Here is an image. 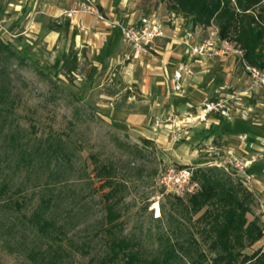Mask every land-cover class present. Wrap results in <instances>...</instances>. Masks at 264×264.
<instances>
[{
    "label": "trees",
    "instance_id": "1",
    "mask_svg": "<svg viewBox=\"0 0 264 264\" xmlns=\"http://www.w3.org/2000/svg\"><path fill=\"white\" fill-rule=\"evenodd\" d=\"M140 4L144 17H151L157 4H162L164 16L181 20L183 27L204 32L215 28L220 40L242 52V61L236 62L239 70L244 72V64L264 71V0H140ZM61 57L53 67L73 76L78 70L77 54L70 51ZM10 62L13 68L15 62L23 61L0 40V173L11 172V181L0 182V251L27 264H79L83 259H88L86 264H264V246L247 253L264 238L259 222L248 220L252 193L238 177L214 167L193 172L199 190L188 196L184 206L192 216L202 212L198 221L205 226L206 253L191 238L178 242L166 237L154 253L145 256L135 249L136 242L118 238L115 230L121 215L116 208L124 188L118 165L92 158L96 163L93 179L77 174L69 140L33 144L13 127L19 98L7 71ZM10 116L11 132L7 133ZM93 180L100 182L97 190L92 188ZM104 190L97 211L100 218L92 225L90 202L97 191ZM173 198L182 203V198ZM97 239L104 244L99 255L93 253Z\"/></svg>",
    "mask_w": 264,
    "mask_h": 264
},
{
    "label": "crops",
    "instance_id": "2",
    "mask_svg": "<svg viewBox=\"0 0 264 264\" xmlns=\"http://www.w3.org/2000/svg\"><path fill=\"white\" fill-rule=\"evenodd\" d=\"M23 1L14 5L15 22L25 17L26 32L41 38L46 50L56 48L61 55L69 51L77 54L78 68L85 63L88 71L83 79L84 95L95 97L93 106L105 121L138 133L160 144L163 150L175 151V159L194 160L197 146L208 149L215 138H236L240 142L237 149L246 156L243 161L252 177V196L264 204V90L251 86L246 95L228 87L231 72L234 67L238 69L232 57L196 59L186 54L180 45L185 33L190 31L191 44H198L206 31L191 30L183 27L181 20L167 19L166 29L163 26L166 38L155 40L135 55L121 33V28L144 17L134 0H91L97 15L75 13L70 17L67 13L77 11L78 3ZM60 39L64 40L62 49ZM180 65L186 66L190 74L182 75L180 91L176 92L174 74ZM223 73L225 80L220 81ZM225 89L229 90V100L245 96L248 105L240 106L241 117L223 107L227 116L214 113L212 119L201 107L209 94L215 98L212 103L219 102ZM248 218L254 219L252 215ZM263 246L264 238L249 250Z\"/></svg>",
    "mask_w": 264,
    "mask_h": 264
},
{
    "label": "rangeland",
    "instance_id": "3",
    "mask_svg": "<svg viewBox=\"0 0 264 264\" xmlns=\"http://www.w3.org/2000/svg\"><path fill=\"white\" fill-rule=\"evenodd\" d=\"M134 1L144 15L140 0ZM17 2L24 1L0 0V40L8 43L23 61L20 65L15 62L13 68L10 62L7 70L14 83L13 93L19 98L12 117V126L18 127V131L25 134L33 144L58 139L69 140L74 148L77 174L83 172L91 179L96 166L92 158L100 163L115 162L118 165L119 180L124 187L118 195L122 201L118 203L116 209L120 212L121 218L115 234L130 244L134 245L136 242L135 249L138 252L145 256L154 253L159 245L163 244L164 239L169 237L173 241L177 239L178 242L191 238L206 253L207 244L203 242L205 226L198 221L202 212L192 216L184 210L188 196L183 197L182 203H179L173 196L164 194L156 182V173L158 168L163 170L169 165L186 166L193 172L201 168H217L213 165H219L220 168L217 169L230 173L232 177H238L226 162L233 158L237 162H244L246 156L237 149L240 142L236 138H215L208 149L203 146L196 147L198 156L194 160L184 157L175 159V151L163 150L160 144L147 140L138 133L108 123L93 106L95 97L84 95L83 79L88 75L85 63L80 65L73 76H64V70L55 69L53 66L62 55L57 53L56 48L46 50L41 38L36 39L35 35L26 32L25 17L15 22L14 5H17ZM163 8L162 4H157L152 16L166 26L168 18L164 16ZM169 22L171 24V21ZM201 35V32L197 34L199 38ZM60 41L62 49L64 40ZM231 73L228 87H235L237 93L248 95L251 83L246 73L235 67ZM223 80L225 73L222 74L220 81ZM228 93L229 90L225 89L223 95L219 97V102L229 108L232 115L241 117L240 106L248 105L246 97L238 96L229 100ZM214 101V96L209 94L201 109L204 110L205 105ZM237 109L238 113L235 112ZM214 113L217 112L208 113L209 117L213 119ZM247 115L245 113L244 116L248 118ZM6 124L5 132H11V116L7 118ZM113 138H116L118 143L114 142ZM227 149H230V153ZM206 151L211 154H206ZM199 163L205 164L198 166ZM8 176L11 178V172L1 171L0 182L11 181ZM99 185L100 182L97 180L92 181L93 189L97 190ZM106 191H97L92 197L90 202L93 211L92 225L100 218V214L97 213L100 209V196ZM253 200L255 201L251 205V214L259 222L258 203L255 198ZM94 245L93 253L101 254L104 250L102 240L97 239ZM253 252L254 249L247 251L248 254ZM87 260L83 259L79 264H86ZM0 264L27 262L21 257L10 256L0 251Z\"/></svg>",
    "mask_w": 264,
    "mask_h": 264
},
{
    "label": "built area",
    "instance_id": "4",
    "mask_svg": "<svg viewBox=\"0 0 264 264\" xmlns=\"http://www.w3.org/2000/svg\"><path fill=\"white\" fill-rule=\"evenodd\" d=\"M78 3V10L67 13L70 17L75 13L97 15L96 9L91 0H66ZM101 20L102 18L98 16ZM122 38L127 47L132 49L135 55L143 53L148 45L158 39L166 38L165 29L162 23L155 17H143L138 23L121 28ZM192 33H185L180 45L185 48L186 54L191 58L206 57H232L236 61H242V52L234 44L218 38L217 30L213 27L206 30L205 37L198 44H191ZM244 73L248 76L251 86L264 90V71H257L246 67L243 64ZM183 74H190L189 69L180 65L174 74L175 91H180L178 83ZM220 102L205 105L207 113L217 112L221 116H227ZM230 165L243 186L252 193V177L247 172V165L244 162H237L234 158L226 162ZM220 168L219 165H213ZM157 184L164 194L183 198L194 195L199 190L198 183L194 180L193 170L189 167L169 165L160 171ZM259 207V218L264 237V204L256 200Z\"/></svg>",
    "mask_w": 264,
    "mask_h": 264
}]
</instances>
